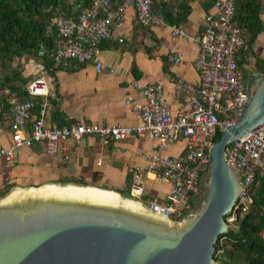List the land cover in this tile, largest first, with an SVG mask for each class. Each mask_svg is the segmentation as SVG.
<instances>
[{
  "label": "built area",
  "instance_id": "obj_1",
  "mask_svg": "<svg viewBox=\"0 0 264 264\" xmlns=\"http://www.w3.org/2000/svg\"><path fill=\"white\" fill-rule=\"evenodd\" d=\"M264 8V0H258ZM153 0H91L79 5L77 16L58 13L46 25L52 37L49 57L53 66H66L70 62L91 64L95 72L103 69L99 43L111 37L110 26L119 22L124 9L131 6L140 25L164 24L161 14L152 12ZM213 13L200 21L197 34H189L180 24H169L170 36L182 37L198 45L194 59L197 80L182 79L176 85L184 93L183 108L170 113L163 95L161 81L142 85L130 78L123 103L137 119L135 125H97L77 120L68 125L47 122L50 102L55 99L43 74L33 77L25 86L27 97L5 92L8 105L10 138L0 145V160L10 162L18 148H33L42 144L50 158L66 161L69 144L79 145L83 138L95 135L103 146L114 144L130 135L155 140L152 151H141L144 165L131 167L129 196L143 202L150 210L173 220L192 212L196 206L203 178L208 168V149L217 132L233 124L241 113L246 98L242 69L237 65L239 51L245 47L243 28L235 19V0H213ZM166 61L178 65L184 61L183 52L170 46ZM113 72L112 69H108ZM124 71L120 70L119 74ZM182 140V150L165 155L170 144ZM224 161L242 183L227 224L233 221L234 211L251 202L254 177L264 176V122L241 138L234 139L224 148ZM147 175L167 184L161 200L143 198L144 178ZM157 201H161L158 203Z\"/></svg>",
  "mask_w": 264,
  "mask_h": 264
},
{
  "label": "crops",
  "instance_id": "obj_2",
  "mask_svg": "<svg viewBox=\"0 0 264 264\" xmlns=\"http://www.w3.org/2000/svg\"><path fill=\"white\" fill-rule=\"evenodd\" d=\"M90 1L77 0V3L72 4L75 0H67L66 5L76 10L88 5ZM212 1L153 0L151 10L155 14L170 13L172 18L178 17L177 24L189 34H197L203 16L213 13ZM259 15L264 25V8ZM168 26L167 21L164 24L140 25L135 19L133 8L127 6L120 21L111 24V37L99 43L102 70L95 72L91 64L70 62L66 66L51 65L52 74H49L40 59L24 60L20 57L22 65L18 73L24 81L22 90L25 91L26 84L33 77L44 73L55 93V99L50 102L47 112V122L68 125L83 120L97 125L130 126L138 121L123 103V97L125 91L130 96L138 97L139 94L128 88V80L136 79L142 85L159 80L163 85L168 109L174 115L183 108L185 98L176 80L190 83L197 80L194 59L198 45L182 37H171ZM262 42L264 29L254 41L253 50H256V44L262 45ZM172 45L183 52L184 61L181 64L171 65L165 59L166 51ZM263 49L260 47V50ZM260 56L264 57V50ZM120 70L124 73L119 74ZM5 89L0 90L1 146L6 145L10 138L8 110L4 109ZM16 96L19 99L25 98ZM182 143V140L173 142L164 154L180 152ZM174 144L179 145V148L171 149ZM155 146V140L136 135L103 146L97 136L88 135L79 145L69 144V158L66 161L47 156L42 144L33 148H18L10 162L0 160V195L12 186H35L45 182H72L115 191L129 190L131 167L144 165L139 152L152 151ZM143 185V192L149 199L161 200L167 190V184L160 183L150 175L144 178Z\"/></svg>",
  "mask_w": 264,
  "mask_h": 264
},
{
  "label": "water",
  "instance_id": "obj_3",
  "mask_svg": "<svg viewBox=\"0 0 264 264\" xmlns=\"http://www.w3.org/2000/svg\"><path fill=\"white\" fill-rule=\"evenodd\" d=\"M246 91L237 120L208 149L201 203L173 220L118 191L90 184L45 182L13 186L0 196V264H213L214 242L227 231L242 183L223 159L225 146L264 122V77L243 74ZM66 186L114 193L138 210L54 199ZM46 187L59 189L53 192ZM41 191V192H40Z\"/></svg>",
  "mask_w": 264,
  "mask_h": 264
},
{
  "label": "trees",
  "instance_id": "obj_4",
  "mask_svg": "<svg viewBox=\"0 0 264 264\" xmlns=\"http://www.w3.org/2000/svg\"><path fill=\"white\" fill-rule=\"evenodd\" d=\"M66 2L67 0H0V68L6 69L12 58L27 56L29 59H40L42 66L52 74V61L49 57L52 37L45 29L49 20L58 13L73 18L77 16L79 9L72 10ZM75 3L77 0L72 2ZM262 8L258 0H235L234 15L246 37L245 47L239 51L242 58L238 55L237 65L246 73L242 67L245 55L252 54L254 67L249 72H257L264 77V58L254 57L252 51L254 41L264 28L259 15ZM163 17L169 24L179 21L178 17L172 18L170 13H164ZM22 84L24 81L18 72H13L10 76L4 74L0 79V90L6 88L18 96L27 97ZM4 106L8 110L6 102ZM219 134L216 133L213 141L218 139ZM252 188L254 192L251 202L235 209L233 221L228 223L227 231L218 235L214 242L212 257L217 264H238L239 260L244 264H264V176L254 177ZM118 192L129 196L128 189ZM143 198H147L144 192Z\"/></svg>",
  "mask_w": 264,
  "mask_h": 264
},
{
  "label": "bare ground",
  "instance_id": "obj_5",
  "mask_svg": "<svg viewBox=\"0 0 264 264\" xmlns=\"http://www.w3.org/2000/svg\"><path fill=\"white\" fill-rule=\"evenodd\" d=\"M47 188H50L53 192L59 191L56 187H46L42 191L46 192ZM60 194H54L51 197L54 199H67V200H74V201H81L88 200V202L92 204H102L104 206H118L121 208H128L127 210L135 211L138 210L136 204L128 201H119L117 196L108 191H99L93 188H82L78 186H66L60 189ZM41 192V191H40Z\"/></svg>",
  "mask_w": 264,
  "mask_h": 264
},
{
  "label": "rangeland",
  "instance_id": "obj_6",
  "mask_svg": "<svg viewBox=\"0 0 264 264\" xmlns=\"http://www.w3.org/2000/svg\"><path fill=\"white\" fill-rule=\"evenodd\" d=\"M264 29V28H263ZM246 38V37H245ZM263 45V46H262ZM262 45H260L259 43L256 44V50H253V47H252V51H253V56L254 57H257V58H264V57H261L260 55L262 54L263 50H260V47H264V42H262ZM24 60H26L28 57L27 56H22ZM246 59L242 65L243 67V70L248 73L250 71V69H252V67H254L253 65V61H254V58L252 57V54H249V55H245ZM239 58H242L241 55H239ZM22 63H21V60L20 58H12V60L10 61V63L8 64L7 68L4 69V68H0V79L1 77L4 75V74H7L8 76L11 75V73L13 72H18L19 71V68L21 67ZM171 149H177L179 148V145L177 144H174L173 145V148L170 147ZM169 148V149H170ZM168 149V150H169ZM13 187V186H12ZM203 195H204V192H203V189L201 187V190L199 192V196H198V200L196 201V206L194 208H192V213L198 208V204L201 203L202 199H203ZM1 196V195H0ZM146 200H149V198H147ZM158 203H161V201H157ZM191 213V212H190ZM213 264H217V263H213ZM238 264H244L242 263L240 260H239V263Z\"/></svg>",
  "mask_w": 264,
  "mask_h": 264
}]
</instances>
